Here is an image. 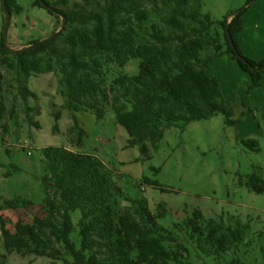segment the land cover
I'll list each match as a JSON object with an SVG mask.
<instances>
[{
    "label": "trees",
    "instance_id": "obj_1",
    "mask_svg": "<svg viewBox=\"0 0 264 264\" xmlns=\"http://www.w3.org/2000/svg\"><path fill=\"white\" fill-rule=\"evenodd\" d=\"M19 1L0 3L10 16L22 12ZM32 1L62 29L18 51L6 47L1 37L0 127L4 135L19 107L29 125L39 126L31 114L35 112L31 99L36 95L29 83L35 75L53 74L63 108L71 111L74 121L68 136L79 128L77 113L89 112L100 120L112 109L116 123L129 136V146H139L142 159L149 160L166 129L219 114L226 125L238 124L234 105L225 98L219 81L207 73L213 61L230 54L249 74L244 107L250 103V90L260 86L264 76V58L249 59L238 45L244 11L214 22L201 12L199 0H83L72 6L68 0H43L45 7L39 0ZM132 58L139 59L138 73L115 75ZM51 107L56 131L62 109L53 111L54 103ZM78 133L81 144L84 132ZM245 143L258 150L256 140ZM42 156V209L15 198L6 205L17 220L13 214L0 215L8 254L45 257L52 264H185L189 250L182 236L196 250L212 255L244 242L250 230L240 220L227 226L207 219L200 210L182 225L164 228L158 224L167 213L161 204L156 213L145 198H127L128 205L118 207L122 190L101 171L93 155L50 145L42 148ZM240 181L250 191L264 192V180L257 173ZM143 183L166 191L149 178ZM75 211L80 212L77 224L71 215Z\"/></svg>",
    "mask_w": 264,
    "mask_h": 264
},
{
    "label": "rangeland",
    "instance_id": "obj_2",
    "mask_svg": "<svg viewBox=\"0 0 264 264\" xmlns=\"http://www.w3.org/2000/svg\"><path fill=\"white\" fill-rule=\"evenodd\" d=\"M56 1L59 0H49L51 3ZM92 1L103 3V0ZM78 2L84 3L83 0H68V5ZM199 3L201 12L208 14L214 22L244 11L239 48L249 59L264 58V0H199ZM19 4L22 12L9 16L0 3V39L4 37L9 49H24L35 40H46L61 31V24L46 9L34 6L32 0H20ZM138 66L139 59L132 58L123 69L115 70V75L134 76ZM207 73L219 81L225 98L234 105L238 124L226 125L224 116L219 114L185 127L179 124L166 129L149 160L142 159L139 146H129V136L116 123L112 109H108L100 120L84 112L80 115L77 132L68 136L67 126H74V121L71 111L63 108L56 76H33L29 88L36 98L31 99L35 109L31 114L39 126L29 125L23 108L19 107L10 120L9 133L4 135L0 127V215L13 214V220H17V214L6 205L15 198L31 201L37 210L43 207L42 178L45 172L41 160L42 148L47 144L42 143L53 130L54 119L50 113L54 103L53 111L62 109L58 125L66 130L64 135L56 134L57 143H70L69 148L99 160L101 171L122 190L118 207L128 205L127 198H145L150 210L156 213L161 204L167 213L158 219V224L167 229L182 225L195 210H200L205 218L223 221L227 226L234 220L250 225L244 242L227 252L212 255L196 250L182 236L181 241L189 250L185 264H264V192L250 191L240 181L244 182L254 173L264 180V81L250 90V103L244 107L242 100L251 78L239 69L231 55L213 61ZM80 130L84 133L82 143L78 144ZM251 139L258 142V150L245 143ZM25 141L29 142L28 148L23 147ZM145 177L156 181L166 191L144 185ZM71 215L77 224L80 212ZM177 233L181 235L179 231ZM0 264L52 262L45 257L8 254L0 226Z\"/></svg>",
    "mask_w": 264,
    "mask_h": 264
},
{
    "label": "crops",
    "instance_id": "obj_3",
    "mask_svg": "<svg viewBox=\"0 0 264 264\" xmlns=\"http://www.w3.org/2000/svg\"><path fill=\"white\" fill-rule=\"evenodd\" d=\"M226 55V54H225ZM227 55H230V54H227ZM258 58V57H257ZM239 67V66H238ZM240 69V68H239ZM264 81V79L262 80V82ZM52 109V107H51ZM52 113V112H51ZM50 113V114H51ZM84 112H80V113H77V118H78V121H79V118H80V115L83 114ZM52 116V115H51ZM62 118V117H61ZM61 120V119H60ZM60 120L58 121V123L60 122ZM54 122V121H53ZM54 125V123H53ZM53 125H52V129H53ZM72 126L71 125H68L67 126V130L70 129ZM56 134H61V135H64L66 134V130L64 128H60V126L58 125V130L54 131L52 130L51 132V135L48 134V138L46 140L45 143H42V144H47V145H44L43 147L45 146H50V145H60L57 143L58 139L56 138ZM63 146L65 147H69L70 145L69 144H63Z\"/></svg>",
    "mask_w": 264,
    "mask_h": 264
},
{
    "label": "water",
    "instance_id": "obj_4",
    "mask_svg": "<svg viewBox=\"0 0 264 264\" xmlns=\"http://www.w3.org/2000/svg\"><path fill=\"white\" fill-rule=\"evenodd\" d=\"M39 1L41 2L42 6H44V7L46 6V3H45L43 0H39ZM3 2H4V0H3ZM38 45H40V43L37 44V46H38Z\"/></svg>",
    "mask_w": 264,
    "mask_h": 264
},
{
    "label": "built area",
    "instance_id": "obj_5",
    "mask_svg": "<svg viewBox=\"0 0 264 264\" xmlns=\"http://www.w3.org/2000/svg\"><path fill=\"white\" fill-rule=\"evenodd\" d=\"M23 147H24V148H28V147H29V142L25 141Z\"/></svg>",
    "mask_w": 264,
    "mask_h": 264
}]
</instances>
